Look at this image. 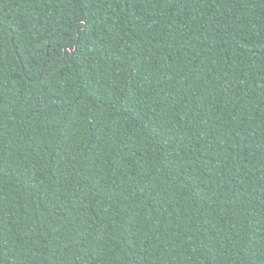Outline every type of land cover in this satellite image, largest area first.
Masks as SVG:
<instances>
[{"label": "trees", "instance_id": "16d2710c", "mask_svg": "<svg viewBox=\"0 0 264 264\" xmlns=\"http://www.w3.org/2000/svg\"><path fill=\"white\" fill-rule=\"evenodd\" d=\"M0 264H264V0H0Z\"/></svg>", "mask_w": 264, "mask_h": 264}, {"label": "water", "instance_id": "95a60500", "mask_svg": "<svg viewBox=\"0 0 264 264\" xmlns=\"http://www.w3.org/2000/svg\"><path fill=\"white\" fill-rule=\"evenodd\" d=\"M75 48H76V45H75L74 49L71 51L72 53H74V51H75ZM66 50H70V48H69V47H68V48H67V47H66V48H64V54H65V51H66Z\"/></svg>", "mask_w": 264, "mask_h": 264}]
</instances>
